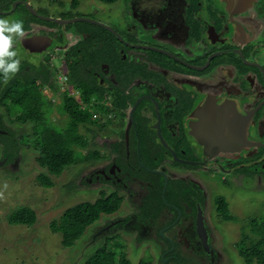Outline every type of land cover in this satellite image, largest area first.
I'll return each instance as SVG.
<instances>
[{"label":"flooded vegetation","instance_id":"af4514ba","mask_svg":"<svg viewBox=\"0 0 264 264\" xmlns=\"http://www.w3.org/2000/svg\"><path fill=\"white\" fill-rule=\"evenodd\" d=\"M207 1L206 9L215 13L213 17L202 14V0L100 1L107 4L108 11L117 13L112 9L116 3L122 9L123 15L120 11L115 14L118 23L111 25L101 23V12L93 10L91 1L89 6L73 4L59 13L51 9L40 13L28 0L15 5L17 9L22 4L31 12L29 3L37 11L18 45L35 35L41 38L34 47L51 43L38 55L79 51L82 43L94 38L91 30L57 20H96L95 25L117 38L97 42L98 48L115 42L116 71L106 59L99 69L88 70L97 76L106 95L118 91L115 93L126 97V105L115 107L119 130L98 140L101 149L89 151L99 153L89 160L100 164L91 167L85 181L108 183L109 191L100 192L115 194L120 200L112 214L123 206L132 209L116 218L105 215L107 224L96 232L113 229L104 239L112 249L120 243L125 247L123 242L112 245L117 233L122 237L130 234L131 254L144 250L151 254V260L139 262L223 264L216 244L221 237L217 227L224 229L238 220L245 227L244 220L254 219L255 205L264 203V0H255L250 8L234 14L233 19L248 27L247 33L238 35L237 43L230 39L231 26L226 23L232 15L226 13L224 2ZM88 10L95 16L78 15ZM122 24L131 37H124ZM86 44L93 52L90 43ZM116 74H123V81ZM153 74L157 77H150ZM75 91L79 96L80 90ZM207 95L215 97L216 104L232 100L236 109L230 107L229 116L216 109L193 117ZM231 116L234 125L222 127ZM236 126L241 128L238 137ZM181 140L187 147L176 150ZM245 235H249L247 229Z\"/></svg>","mask_w":264,"mask_h":264},{"label":"rangeland","instance_id":"374dc122","mask_svg":"<svg viewBox=\"0 0 264 264\" xmlns=\"http://www.w3.org/2000/svg\"><path fill=\"white\" fill-rule=\"evenodd\" d=\"M19 1L20 0H0V18L22 20L21 16L23 15L24 17L30 16V19L36 20L33 18L35 15H32L24 5L19 4L17 9H15V5H17ZM89 1L95 5H93L94 11L96 9L100 10L99 19L103 20V22H101L103 24L105 22L110 23V25L117 24L118 15L115 14H118L120 11L123 15L119 3H116L115 7L112 8L117 11V13H114L113 11H108L109 7H106L107 4H101L100 0H28V2L40 13L50 11L48 9L57 11L58 13L64 10L67 11L72 8L73 4L89 6L91 5L88 4ZM202 1V10H204L202 14H204L206 18L213 17L215 13L211 12L210 9H206L209 2L207 0ZM102 8L105 10L101 11ZM193 8H197V6H193ZM4 9H12V12L1 14V11ZM80 14L95 16L94 12L89 10L81 12L78 15ZM90 20L73 23L75 27L77 25L78 29L81 30L82 27L86 31H93L94 34V38L88 39L87 41L85 40L86 42L82 43L79 51L72 49L67 51V54L61 51L59 54L52 52L38 55V52L34 54L33 51H26V48L22 47V44L21 46L18 45L20 38L16 39L13 43V49L15 48L14 50L17 52L18 59H22L23 61L30 62L37 66H42L44 69H47L50 74V82H44L42 84V87H44L42 95L46 101L50 103L49 108L51 110L47 116L49 118L48 120L54 123L57 128H63L66 133L71 132V117H69L70 115L67 112V99L69 98L76 100L77 105H80L79 107H83L82 109L84 111H89L92 115H90V120L88 122L80 123L76 129V133L81 134L86 142L84 147L76 146L82 153V156L79 157V163L63 169L59 174H53L52 177L55 183L51 187H44L37 181L39 173L45 171L46 168L39 164V153L31 147V143L33 142L31 137L33 131L31 124L28 121L17 119V117L21 116L22 108L14 107L10 120H8L7 115L3 120L0 119V126L10 129L12 134L14 133V135H16L15 138H18V135L21 133H28L32 140H27L26 134H23L22 136L25 137L27 143L26 141L18 142V148H14L17 151V155L12 158L11 161L2 157L0 144V264H86L87 260L104 244V239H106L105 235H110L113 231L112 229L105 233H102L103 231L100 233L96 232L97 230H101L103 225L107 224L106 221L109 218L103 215L99 222H94L83 230L82 236L76 240L72 247H67L63 241L65 234L63 229L55 231L52 227V222H60L69 206L85 200L95 201L102 195L100 191L110 187L107 186V182H100L99 184L96 182L91 184L85 181V177H88L90 174L91 167H96L100 164L89 160L96 156V152L89 151L92 147L101 149L102 145L98 140L104 137H110L115 130H119L120 126L114 120L113 115L117 103L120 99L124 101L126 97L122 94L119 95V93H115L118 91L114 93L108 92L106 95L104 88L99 90L91 89V99L90 101H85L81 99V92L83 91L82 93L85 94L84 89L79 92V96L78 92L74 89L71 76L72 68H70L72 66H74L73 70L77 73V76L86 81L87 84H90L93 78L97 79V76L92 75L93 73L89 72L88 69H92V72L99 69L102 59L109 61L107 63H111V66H113L112 68L116 71L115 42L104 44L99 48L97 47V42L104 43L103 39L106 41L108 40L105 37L113 36L116 38V36L110 34V31L108 32L106 28L95 25V22ZM126 20L128 21L127 18ZM25 21H27L26 18ZM26 27L27 26L24 25V28ZM120 27L124 29V32H122L124 37L132 36V34L128 33V30L125 29L126 26L122 24ZM136 34L137 36L140 35L138 32H136ZM87 42L90 43L89 45L93 48V52L87 46ZM74 54L76 55L75 58ZM65 55H67V58ZM172 64L175 65L173 62ZM128 77L129 76L126 78ZM150 77L156 78L157 75L153 74ZM122 78H124L123 74L118 76V80L123 81ZM160 79H164V77ZM41 81L42 80L39 79L38 83ZM123 83L125 82H121V84ZM51 84H53V86H51ZM177 94L180 95V92L177 91ZM8 105H10V103H8ZM4 111L3 106H1L0 112ZM94 120H96L97 123H93ZM182 137L186 139L184 135H182ZM185 144L186 143L181 140L180 144L176 146V150H178L180 146L187 147ZM107 190L109 191V189ZM20 205H26L35 210L37 213V220L34 224H9L7 219V216H9L8 214ZM254 209V213L251 216L259 219L258 221H263L264 203L255 205ZM131 211L132 209H130V207L123 206L117 213L111 214L110 217H120L126 212ZM225 214L228 215L227 210ZM243 222L246 224L245 227H242L239 220L228 225L229 227H225L224 229L217 227L221 237L216 241V244L223 255V264H247L239 252V245L242 240L241 237L245 234L246 229L249 237L255 236V234L249 230L251 228L250 221L244 220ZM243 228H245V230ZM238 232H240V234L237 235ZM123 235L122 237L120 233H117V237L114 236L112 239V245L117 242H123L125 244L123 248L125 254L134 264H137L142 259L149 260L151 258L150 252L146 250L137 255L131 254L133 246L130 245V240L128 239L131 238V235H126V233H123ZM249 242L248 239V244ZM157 258L158 256L153 260H157ZM191 263L198 264L199 261L194 260V262L191 261Z\"/></svg>","mask_w":264,"mask_h":264},{"label":"trees","instance_id":"16d2710c","mask_svg":"<svg viewBox=\"0 0 264 264\" xmlns=\"http://www.w3.org/2000/svg\"><path fill=\"white\" fill-rule=\"evenodd\" d=\"M104 3L114 2L116 0H100ZM33 15V14H32ZM22 21L28 27L30 18L24 17ZM25 18L27 21H25ZM36 19V17H33ZM71 25L74 24H69ZM81 26L80 24H78ZM26 27V28H27ZM18 59V58H17ZM20 60V70L6 84L0 78V107L3 106L4 112H0V119L3 120L6 115L10 120L13 114L14 107H21L22 113L18 120L28 121L32 126L31 137L33 142L31 147L39 153V164L46 168L37 176V181L44 187L54 185L53 174H59L63 169L79 163L81 150L76 146L84 147L86 142L81 134L76 133V129L80 123H85L90 120L89 111H84L80 105H77L76 100L67 99V112L71 117V132L66 133L63 128H57L49 118L48 113L50 103L46 101L42 95L44 82L49 83L50 74L47 69L42 66H37L30 62ZM30 63V64H29ZM70 67V66H69ZM72 68V81L74 88L82 91L81 99L90 101L91 89H102V84L99 80L94 79L90 84L77 76V73ZM42 81L38 83V80ZM77 85V86H76ZM53 86V84H51ZM88 91V92H86ZM44 92V91H43ZM104 95V93H103ZM98 97V96H97ZM10 98V99H8ZM8 99V100H7ZM10 103V105H8ZM119 106L126 105V99L117 103ZM93 123H97L96 120ZM0 144L2 157L11 161L17 155L14 148H18L20 142H25L26 139L32 141L28 133H21L18 138L16 135L7 129L1 127ZM20 138V139H19ZM24 138V139H23ZM20 140V141H18ZM19 142V143H18ZM27 143V141H26ZM28 145V144H26ZM99 156V153L96 154ZM85 160V159H83ZM102 195L95 201H80L75 205L69 206L63 214L60 222L53 221L52 227L55 231L63 229L65 246H71L79 239L83 230L90 224L99 220L103 215H108L116 212L119 208L120 200L115 194L107 195L103 191ZM7 216L9 224L12 225H32L37 220V213L33 208L26 205L17 206ZM254 218L251 220V231L255 236L249 237L245 235L240 241L239 252L247 264H264V218L263 221ZM58 225H57V224ZM108 239V238H107ZM249 239V244H248ZM86 264H133L130 262L123 250L122 243L117 246V249H112L103 244L93 256H91ZM139 264H149L146 261H141Z\"/></svg>","mask_w":264,"mask_h":264},{"label":"water","instance_id":"95a60500","mask_svg":"<svg viewBox=\"0 0 264 264\" xmlns=\"http://www.w3.org/2000/svg\"><path fill=\"white\" fill-rule=\"evenodd\" d=\"M222 1L225 4L224 9H225L226 13L228 15H230V14L232 15V18H231L232 20L229 18V20L226 23V25L228 26V28H229V26H231V28H230L231 31H229L230 32V39L233 40V41H235V43H237L238 42V40H237L238 35L240 34V36H241V35L247 33L246 30H248V27H247V25H246V23L244 21H241L239 19H233L234 14H238L239 12H242V11L247 10L248 8H250V6L253 4V2L255 0H222ZM26 5H27V7L31 10V12L34 15L37 14V11L34 8H32L29 3H26ZM81 20H90V19L83 18V17H79V18L76 17V18L71 19V20H57V22H60L61 24H69V23H74L76 21H81ZM90 21H93L95 23L98 22L96 20H90ZM40 38L41 37H38L36 35L35 36H32V37H25L24 39L21 40V44L23 45V47L29 49L30 51H33V52H41V51L45 50L51 43H47V44L45 43L41 47H34L33 45H36L35 44V40L40 39ZM205 68L206 67H204L203 69H205ZM202 106H203L202 109L199 108V107L197 109H195L194 114H192L193 117H195V116L198 115L197 116V118H198L203 113H205L207 111L208 112H211V111H214L216 109L218 110V112L219 111L220 112H225V115H228L226 113H232V112H230V107H235V104H234V101H232V100H229V102L228 101L227 102L225 101V102H223L221 104H216L215 97L212 96V99H211L210 96L207 95V97H206V99L204 101V104ZM235 109H236V107H235ZM232 117L233 116H231L229 118V120L232 119ZM224 124H226V125H224L222 127H224V128L230 127L231 128L234 125V122L232 120H230V121L224 122ZM234 130H235V135L236 136L238 134L241 135V128H239L238 126H236ZM235 135L232 134V137L234 138ZM224 144H227V143L225 142Z\"/></svg>","mask_w":264,"mask_h":264},{"label":"clouds","instance_id":"9594fccd","mask_svg":"<svg viewBox=\"0 0 264 264\" xmlns=\"http://www.w3.org/2000/svg\"><path fill=\"white\" fill-rule=\"evenodd\" d=\"M24 35L22 20L0 18V78L5 84L20 70V60L17 59L13 43Z\"/></svg>","mask_w":264,"mask_h":264}]
</instances>
